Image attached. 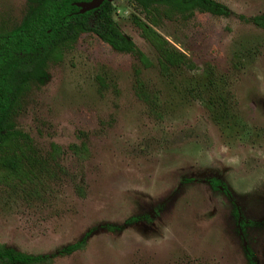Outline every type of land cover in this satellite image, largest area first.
Returning a JSON list of instances; mask_svg holds the SVG:
<instances>
[{"label": "rangeland", "instance_id": "1", "mask_svg": "<svg viewBox=\"0 0 264 264\" xmlns=\"http://www.w3.org/2000/svg\"><path fill=\"white\" fill-rule=\"evenodd\" d=\"M214 1L226 15L112 1L131 51L94 33L60 48L10 121L36 176L0 170L1 245L46 264H264V0ZM27 7L0 0V31ZM149 35L186 64L162 74Z\"/></svg>", "mask_w": 264, "mask_h": 264}, {"label": "trees", "instance_id": "2", "mask_svg": "<svg viewBox=\"0 0 264 264\" xmlns=\"http://www.w3.org/2000/svg\"><path fill=\"white\" fill-rule=\"evenodd\" d=\"M80 1L89 0H28L20 24L13 29L0 31V170L9 182L13 176L18 177L19 181L31 180L32 176H36L35 160L25 155L28 142L21 137L25 135L13 129L10 121L19 99L31 84L39 83L46 77L48 65L60 48L77 41L83 33H94L115 50H132L131 43L112 17V1L118 0L103 1L98 8L82 14L74 4ZM128 1L145 12L167 6L171 14L182 17L191 16L195 10L226 15L224 8L214 0ZM164 14L167 17V13ZM258 19L256 17L255 21ZM148 39L160 58L162 74H166L171 67L186 64L184 55L165 39L157 35H149ZM97 80L101 87L106 86L103 78L97 76ZM136 92L140 98L147 100L138 79ZM11 143L14 144L13 150L5 149ZM81 151L76 150L77 153ZM210 186L213 190L219 186L225 187L217 179H211ZM84 246L82 239L65 247L61 253L70 254ZM50 261L48 256L26 254L0 244V264H46ZM249 264H254L251 258Z\"/></svg>", "mask_w": 264, "mask_h": 264}, {"label": "water", "instance_id": "3", "mask_svg": "<svg viewBox=\"0 0 264 264\" xmlns=\"http://www.w3.org/2000/svg\"><path fill=\"white\" fill-rule=\"evenodd\" d=\"M103 1L106 0H89V1H80V2H75L74 4L79 7V13H85L87 11L94 10L98 8ZM108 1V0H107Z\"/></svg>", "mask_w": 264, "mask_h": 264}]
</instances>
